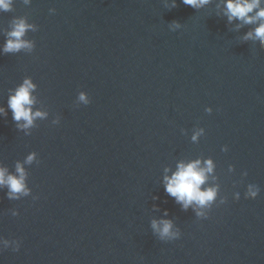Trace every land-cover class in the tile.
Masks as SVG:
<instances>
[{"label":"water","instance_id":"obj_1","mask_svg":"<svg viewBox=\"0 0 264 264\" xmlns=\"http://www.w3.org/2000/svg\"><path fill=\"white\" fill-rule=\"evenodd\" d=\"M177 3L13 0L0 12V49L13 18L33 25L21 38L31 49L0 52V107L28 76L33 109L48 113L27 136L10 111L0 117V167L14 173L33 151L39 160L25 165L30 196L0 190V236L20 242L0 250V264H264V50L241 41L251 26L228 24L221 0ZM173 20L181 28L169 30ZM80 91L89 104L76 103ZM193 127L205 129L197 143ZM208 157L216 168L201 187L219 183L225 203L198 219L162 179ZM248 184L260 189L255 199L244 198ZM165 209L176 240L149 227Z\"/></svg>","mask_w":264,"mask_h":264},{"label":"clouds","instance_id":"obj_2","mask_svg":"<svg viewBox=\"0 0 264 264\" xmlns=\"http://www.w3.org/2000/svg\"><path fill=\"white\" fill-rule=\"evenodd\" d=\"M212 0H179V3L191 7L194 10L203 9L209 5ZM25 5L29 4V0H24ZM222 5V6H221ZM170 9L178 7L177 0H169ZM13 0H0V12H9L12 10ZM220 13L227 18L228 24L233 21H239L236 24V29L243 26H251L240 38L243 42L252 41L260 49L264 50V0H221L217 4ZM50 13H54L55 9L50 8ZM218 13V14H220ZM12 30L7 33L5 43L0 49L2 53H14L21 49H31L32 43L21 39L26 32L33 30V25L30 24L25 17H15L12 21ZM181 28L178 21H171L169 23V30L175 31ZM37 85L33 82L31 77H24L22 81L14 88L10 89L7 98V110L0 107V117H6L8 111L11 112V119L18 131H22L25 136L31 134V129L36 127V121L44 120L48 117V113L39 109L34 110L33 106L36 103V98L33 93L36 91ZM77 104L87 105L90 103L87 93L80 91L76 96ZM205 112L211 113L210 107H205ZM51 123L56 125L59 123V118H53ZM184 134L185 130L181 129ZM205 135V129L202 127H193L191 131L190 141L197 143L199 138ZM227 146H222L221 151H227ZM39 163L36 152H29L23 162L17 161L15 165V172H10L6 167H0V190L7 189L5 197L8 200H20L23 197L31 195V189L27 185L28 173L25 165H32ZM216 165L211 157L205 158L203 162L197 158L188 162L180 161L176 165L175 171L171 175H164L162 179L164 192L174 202L178 204L182 211H187L189 207L192 208L195 216L206 219L208 211L214 203L222 205L225 203V197L220 196L217 200L220 185L219 183H212L202 189V185L208 182L209 174H213ZM165 173L169 169H164ZM227 171H233L232 165H228ZM246 172L241 173V177L246 176ZM212 180H217L215 175H212ZM260 189L255 184H248L245 187L244 198L255 199ZM33 200L36 199L32 196ZM233 200L240 198L239 192L232 194ZM155 200L156 197H153ZM154 210H158L153 205ZM12 216H17L18 212L15 209L10 210ZM167 209L162 212L160 217L150 219L149 227L153 235L161 241H172L180 237L181 232L175 226L172 219L168 218ZM11 247L12 251H18L20 247L19 240L5 239L0 236V250Z\"/></svg>","mask_w":264,"mask_h":264}]
</instances>
